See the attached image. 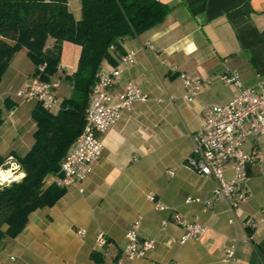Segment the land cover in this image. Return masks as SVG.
<instances>
[{
	"label": "crops",
	"instance_id": "crops-1",
	"mask_svg": "<svg viewBox=\"0 0 264 264\" xmlns=\"http://www.w3.org/2000/svg\"><path fill=\"white\" fill-rule=\"evenodd\" d=\"M158 1L170 7L163 20L137 36L117 39L110 49L112 61L101 63L110 68L133 52L134 62L122 65L113 90L122 92L132 80L147 98L133 102L104 133L102 155L87 178L63 187L52 206L34 210L26 228L1 245L0 264H117L127 244L125 234L139 217V238L153 239L155 247L131 264H264V134L245 146L256 153V160L247 166V197L237 208L220 198L205 209L216 181L184 164L193 134L202 125V105L223 104L236 94L220 74L236 70L245 86H264V0ZM66 2L73 18L80 20V0ZM79 52L77 44L63 42L59 68L51 79L59 81L58 88L72 89L65 75L76 67ZM33 70L27 50L21 48L0 79V171L9 157L17 162L16 156L27 153L34 142L36 102L17 96ZM181 72L210 79L192 102L183 99ZM57 89L60 106L71 92L61 97ZM169 169L174 170L172 176ZM21 174L19 169V179ZM225 175L231 176L230 167ZM57 178L48 177L46 185ZM149 192L186 220L197 217L204 226L202 236L180 244L181 225L169 211L154 210L146 197ZM188 197L199 201L186 202ZM80 229L84 235L77 233ZM99 233L105 235L104 247L96 244ZM231 245L234 253L228 258L224 250Z\"/></svg>",
	"mask_w": 264,
	"mask_h": 264
},
{
	"label": "trees",
	"instance_id": "trees-1",
	"mask_svg": "<svg viewBox=\"0 0 264 264\" xmlns=\"http://www.w3.org/2000/svg\"><path fill=\"white\" fill-rule=\"evenodd\" d=\"M80 2L81 18L76 21L66 0H0V79L21 48L27 50L34 64L32 76L50 81L58 71L63 42L80 47L76 67L65 75L72 86L71 94L62 99L58 112L34 105V142L27 153L16 156L23 177L0 185V247L26 228L34 210L52 206L63 195V187L55 182L46 185V180L61 174L62 160L83 129L95 73L102 61H112L110 49L116 40L156 26L170 8L158 0ZM3 162L0 156V166Z\"/></svg>",
	"mask_w": 264,
	"mask_h": 264
},
{
	"label": "built area",
	"instance_id": "built-area-1",
	"mask_svg": "<svg viewBox=\"0 0 264 264\" xmlns=\"http://www.w3.org/2000/svg\"><path fill=\"white\" fill-rule=\"evenodd\" d=\"M133 62L134 53L127 52L120 57L119 64L110 68L101 66L95 73V82L88 95L84 126L62 160L61 174L56 179L58 186L69 187L85 180L92 164L102 155L104 133L119 120L124 110L131 108L133 102L147 98V94L132 80L127 82L122 92L113 90V85L121 74L122 65H130ZM44 67L45 64L39 66V70L43 71ZM179 76L184 87L183 99L187 102H192L197 93L210 83V79L195 78L184 72ZM219 78L232 85L236 94L223 104L202 105V125L193 134V147L184 162L200 176L212 177L216 181L211 197L204 201L205 209L210 208L220 198L228 200L232 208H237L246 199L247 166L256 160V153L245 149V146L264 134V86L260 85L257 89L245 86L240 81L238 72L231 69H226ZM58 87V80L43 81L39 76H32L17 92V96L25 101H34L46 111L52 112L59 107L56 97ZM8 164L9 167L0 173L11 175L0 185L19 180L16 171L19 164L12 157H9ZM227 167L231 168L230 177L225 175ZM167 174L172 176L174 170H167ZM146 197L154 210L169 211L172 220L181 225L183 233L179 239L180 244L197 241L202 236L204 226L197 217L191 221L186 220L179 211L167 206L152 192L147 193ZM198 201L199 198L196 197L186 198V202ZM262 214L264 217V210ZM140 220L141 217L136 219L127 230V244L117 264H131L134 259L145 258L155 247L153 239L139 238ZM166 224L167 221L162 222L163 226ZM77 233L84 235L85 230L80 229ZM106 243L105 235L99 233L96 237L97 246L104 247ZM224 251L226 256L231 258L234 246L231 245Z\"/></svg>",
	"mask_w": 264,
	"mask_h": 264
},
{
	"label": "rangeland",
	"instance_id": "rangeland-1",
	"mask_svg": "<svg viewBox=\"0 0 264 264\" xmlns=\"http://www.w3.org/2000/svg\"><path fill=\"white\" fill-rule=\"evenodd\" d=\"M63 87H64V86H62V87H60V88L57 89L58 95H60L61 97H62V95H69L70 92H71V87H70V86H68V87L65 88V89H64ZM5 167H9L8 162H6V165L4 166V168H5ZM19 169H20V167H19L18 169H16V171L18 172ZM8 241H9V239H6L5 242H8Z\"/></svg>",
	"mask_w": 264,
	"mask_h": 264
},
{
	"label": "clouds",
	"instance_id": "clouds-1",
	"mask_svg": "<svg viewBox=\"0 0 264 264\" xmlns=\"http://www.w3.org/2000/svg\"><path fill=\"white\" fill-rule=\"evenodd\" d=\"M0 174H2V175H0V183H2L4 180L8 179V176L11 175V173H7V174L0 173ZM21 175H23V174H21ZM14 179H16V177H14Z\"/></svg>",
	"mask_w": 264,
	"mask_h": 264
},
{
	"label": "snow or ice",
	"instance_id": "snow-or-ice-1",
	"mask_svg": "<svg viewBox=\"0 0 264 264\" xmlns=\"http://www.w3.org/2000/svg\"><path fill=\"white\" fill-rule=\"evenodd\" d=\"M0 175H2V174H0Z\"/></svg>",
	"mask_w": 264,
	"mask_h": 264
}]
</instances>
